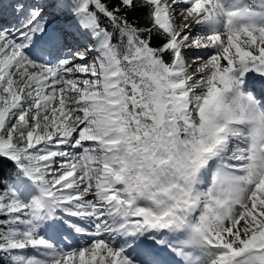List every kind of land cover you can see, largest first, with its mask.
<instances>
[{
    "label": "snow or ice",
    "instance_id": "6c2138e0",
    "mask_svg": "<svg viewBox=\"0 0 264 264\" xmlns=\"http://www.w3.org/2000/svg\"><path fill=\"white\" fill-rule=\"evenodd\" d=\"M0 264H264V0H0Z\"/></svg>",
    "mask_w": 264,
    "mask_h": 264
},
{
    "label": "bare ground",
    "instance_id": "6f19581e",
    "mask_svg": "<svg viewBox=\"0 0 264 264\" xmlns=\"http://www.w3.org/2000/svg\"><path fill=\"white\" fill-rule=\"evenodd\" d=\"M5 3H7V0H5Z\"/></svg>",
    "mask_w": 264,
    "mask_h": 264
}]
</instances>
